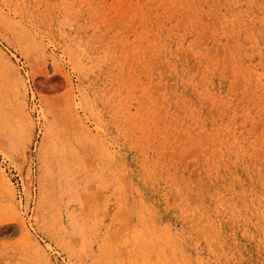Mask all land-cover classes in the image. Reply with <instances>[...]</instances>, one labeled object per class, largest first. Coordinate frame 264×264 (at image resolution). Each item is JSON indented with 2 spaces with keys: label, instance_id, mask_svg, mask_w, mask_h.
Masks as SVG:
<instances>
[{
  "label": "rangeland",
  "instance_id": "374dc122",
  "mask_svg": "<svg viewBox=\"0 0 264 264\" xmlns=\"http://www.w3.org/2000/svg\"><path fill=\"white\" fill-rule=\"evenodd\" d=\"M0 264H264V0H0Z\"/></svg>",
  "mask_w": 264,
  "mask_h": 264
}]
</instances>
